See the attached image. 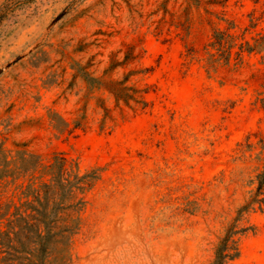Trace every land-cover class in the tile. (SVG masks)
Wrapping results in <instances>:
<instances>
[{
	"label": "rangeland",
	"instance_id": "obj_1",
	"mask_svg": "<svg viewBox=\"0 0 264 264\" xmlns=\"http://www.w3.org/2000/svg\"><path fill=\"white\" fill-rule=\"evenodd\" d=\"M5 4L0 141L86 177L55 200L49 264H211L263 168L264 52L214 74L185 55L216 13L264 31V0ZM237 224L227 264H264V211Z\"/></svg>",
	"mask_w": 264,
	"mask_h": 264
},
{
	"label": "trees",
	"instance_id": "obj_2",
	"mask_svg": "<svg viewBox=\"0 0 264 264\" xmlns=\"http://www.w3.org/2000/svg\"><path fill=\"white\" fill-rule=\"evenodd\" d=\"M7 13V5H2L0 21ZM215 15L226 26L214 28L202 54L194 49L187 53L186 64L203 63L207 72L214 74L221 67L238 68L247 56L264 52V31L257 29L261 17L255 12L249 14L250 23L245 27L225 12ZM120 91L116 92L118 98ZM258 145L263 154L264 138ZM67 163L63 152L44 161L41 155L26 150L14 153L5 146V141H0V264H49L55 253V200L74 195L80 189L79 182L86 178ZM256 182L251 198L220 238L211 264H227L240 256L236 236L245 229L238 230L239 217L245 212L264 211V162L256 179L251 181Z\"/></svg>",
	"mask_w": 264,
	"mask_h": 264
},
{
	"label": "water",
	"instance_id": "obj_3",
	"mask_svg": "<svg viewBox=\"0 0 264 264\" xmlns=\"http://www.w3.org/2000/svg\"><path fill=\"white\" fill-rule=\"evenodd\" d=\"M18 59H19V57H18ZM18 59H17V60H18ZM9 65H10V64H9ZM9 65H8V66H9Z\"/></svg>",
	"mask_w": 264,
	"mask_h": 264
}]
</instances>
